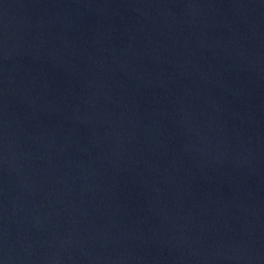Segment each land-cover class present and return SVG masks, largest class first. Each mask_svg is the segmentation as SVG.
Masks as SVG:
<instances>
[{
	"label": "water",
	"instance_id": "obj_1",
	"mask_svg": "<svg viewBox=\"0 0 264 264\" xmlns=\"http://www.w3.org/2000/svg\"><path fill=\"white\" fill-rule=\"evenodd\" d=\"M0 264H264V0H0Z\"/></svg>",
	"mask_w": 264,
	"mask_h": 264
}]
</instances>
